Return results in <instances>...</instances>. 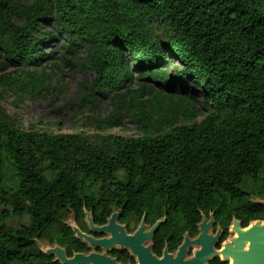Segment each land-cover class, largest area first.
Here are the masks:
<instances>
[{
	"label": "trees",
	"instance_id": "1",
	"mask_svg": "<svg viewBox=\"0 0 264 264\" xmlns=\"http://www.w3.org/2000/svg\"><path fill=\"white\" fill-rule=\"evenodd\" d=\"M55 42L111 111L90 105L88 136L24 130L0 107V264H48L21 243L63 236L84 208L264 220V0H0L3 92L48 89ZM124 120L139 137L104 134Z\"/></svg>",
	"mask_w": 264,
	"mask_h": 264
},
{
	"label": "flooded vegetation",
	"instance_id": "2",
	"mask_svg": "<svg viewBox=\"0 0 264 264\" xmlns=\"http://www.w3.org/2000/svg\"><path fill=\"white\" fill-rule=\"evenodd\" d=\"M199 212L200 218L194 224L192 220L187 222L182 211L163 208L152 213L144 209L117 208L97 223L93 210L84 208L80 222L75 216L69 218L64 227L68 231L63 236L52 242L35 238L21 245L33 247L29 254L36 258L43 256L48 264H62L55 254L48 256L42 252L55 246L63 251L66 260H72L75 255L86 259L79 264H236L237 252L231 244L236 237L233 222L238 221L242 230L256 221L264 222L252 220L243 225L232 216L227 224V217H217V211ZM86 214L91 216L92 226ZM113 214L116 219L114 224H109ZM70 222L92 241L76 237ZM228 244L232 246L230 249ZM247 245L243 251L248 250ZM15 251L18 253L21 248Z\"/></svg>",
	"mask_w": 264,
	"mask_h": 264
},
{
	"label": "rangeland",
	"instance_id": "3",
	"mask_svg": "<svg viewBox=\"0 0 264 264\" xmlns=\"http://www.w3.org/2000/svg\"><path fill=\"white\" fill-rule=\"evenodd\" d=\"M47 29V28H46ZM45 54L51 56L46 62H42L41 68L49 75L48 89L43 90L32 98L23 97L17 99L11 91L3 92V76L13 69L0 55V107L10 116L14 117L24 130L35 125L41 132L53 134H85L96 135L88 120V109L93 106L91 115L93 117H106L110 114V99L101 94H94V103L89 99L88 87L94 81V73L90 70L83 71L73 66H65L71 56L66 53L61 43L55 42L52 47L44 50ZM77 61L83 58V49L74 51ZM64 58V61L61 60ZM170 73L172 70L182 71L183 67L171 59L167 65ZM186 92L191 96H199L194 92L191 81L183 80ZM142 99H146L143 94ZM91 105V106H90ZM125 126L113 130H106L104 134L121 137H139L140 132L124 120Z\"/></svg>",
	"mask_w": 264,
	"mask_h": 264
},
{
	"label": "water",
	"instance_id": "4",
	"mask_svg": "<svg viewBox=\"0 0 264 264\" xmlns=\"http://www.w3.org/2000/svg\"><path fill=\"white\" fill-rule=\"evenodd\" d=\"M262 204L264 205V202ZM86 215L88 224L92 226L93 222L91 216L89 214ZM115 219L116 214H113L109 220V224H114ZM69 224L73 228L76 237L92 241L76 228L74 222H70ZM233 225L236 237L232 239L231 244L237 252V257H235L236 264H264V222L256 221L246 230H242L239 226V222L236 220L233 222ZM92 229L96 230L94 227H92ZM247 243L248 250L243 251L242 248H244ZM232 246L228 244L227 248L230 249ZM42 252L48 256L55 254L62 264H79L81 261L86 260L85 258L83 259L81 255H75L72 260H66L63 251L59 250L56 246L42 249Z\"/></svg>",
	"mask_w": 264,
	"mask_h": 264
}]
</instances>
